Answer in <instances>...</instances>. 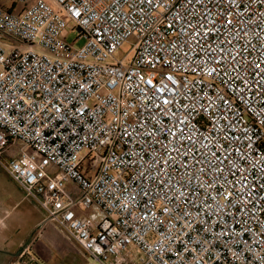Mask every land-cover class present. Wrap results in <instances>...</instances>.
I'll return each mask as SVG.
<instances>
[{
  "label": "built area",
  "instance_id": "built-area-1",
  "mask_svg": "<svg viewBox=\"0 0 264 264\" xmlns=\"http://www.w3.org/2000/svg\"><path fill=\"white\" fill-rule=\"evenodd\" d=\"M19 1L0 168L48 220L98 264H264V0Z\"/></svg>",
  "mask_w": 264,
  "mask_h": 264
},
{
  "label": "rangeland",
  "instance_id": "rangeland-1",
  "mask_svg": "<svg viewBox=\"0 0 264 264\" xmlns=\"http://www.w3.org/2000/svg\"><path fill=\"white\" fill-rule=\"evenodd\" d=\"M74 35L72 34L71 40H73ZM134 42L132 39L126 44L122 50L121 58L125 53L132 50ZM84 43V40H79L76 46L81 47ZM134 51H131L130 56ZM21 189L6 171L0 168V248L17 253L20 243L25 247L34 241L31 249L39 259L44 257L45 251L42 243L44 242L43 237H41L43 231H40L36 224L42 219L44 211L37 207L31 199L25 198V192ZM16 204L17 207H14ZM45 216H47L46 212ZM17 257L15 256L14 259Z\"/></svg>",
  "mask_w": 264,
  "mask_h": 264
},
{
  "label": "crops",
  "instance_id": "crops-1",
  "mask_svg": "<svg viewBox=\"0 0 264 264\" xmlns=\"http://www.w3.org/2000/svg\"><path fill=\"white\" fill-rule=\"evenodd\" d=\"M0 5L6 8H11L15 11H19L24 8V4L19 0H0ZM16 185L21 189L18 184ZM25 198H28L26 194ZM33 203L35 202L33 201ZM17 204L14 207H17ZM35 205L40 207L37 203H35ZM43 214L42 219L36 224L37 228L42 226L40 231H43L41 237H43L44 241L42 243L45 254L44 257L39 258L40 262L44 264H98L92 260V258H90V256L85 251H83L80 246L64 231H62L53 222L49 221L48 216H45V211ZM20 245L23 244L20 243L19 246ZM16 260V258H13L11 259L10 263L12 264Z\"/></svg>",
  "mask_w": 264,
  "mask_h": 264
},
{
  "label": "flooded vegetation",
  "instance_id": "flooded-vegetation-1",
  "mask_svg": "<svg viewBox=\"0 0 264 264\" xmlns=\"http://www.w3.org/2000/svg\"><path fill=\"white\" fill-rule=\"evenodd\" d=\"M18 250H21L23 248L22 245L18 247ZM0 250H3L5 252H0V264H11L10 261L8 260L9 258L13 259L15 256H13L11 253H14L11 250L0 248Z\"/></svg>",
  "mask_w": 264,
  "mask_h": 264
},
{
  "label": "water",
  "instance_id": "water-1",
  "mask_svg": "<svg viewBox=\"0 0 264 264\" xmlns=\"http://www.w3.org/2000/svg\"><path fill=\"white\" fill-rule=\"evenodd\" d=\"M23 251V248L21 250H19L17 253H11L13 256H19ZM0 252H5L3 250H0Z\"/></svg>",
  "mask_w": 264,
  "mask_h": 264
}]
</instances>
